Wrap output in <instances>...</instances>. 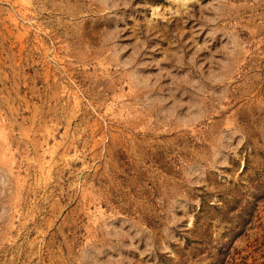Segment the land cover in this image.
Instances as JSON below:
<instances>
[{
	"label": "rangeland",
	"instance_id": "obj_1",
	"mask_svg": "<svg viewBox=\"0 0 264 264\" xmlns=\"http://www.w3.org/2000/svg\"><path fill=\"white\" fill-rule=\"evenodd\" d=\"M0 264H264V0H0Z\"/></svg>",
	"mask_w": 264,
	"mask_h": 264
}]
</instances>
